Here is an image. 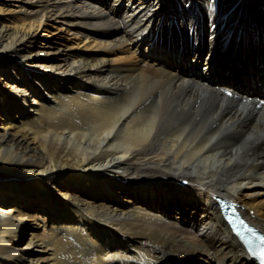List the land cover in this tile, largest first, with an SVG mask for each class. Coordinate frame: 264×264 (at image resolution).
I'll return each instance as SVG.
<instances>
[{
  "label": "bare ground",
  "instance_id": "1",
  "mask_svg": "<svg viewBox=\"0 0 264 264\" xmlns=\"http://www.w3.org/2000/svg\"><path fill=\"white\" fill-rule=\"evenodd\" d=\"M176 4L0 0V264H255L216 196L264 232V95L218 74L264 0Z\"/></svg>",
  "mask_w": 264,
  "mask_h": 264
},
{
  "label": "rangeland",
  "instance_id": "2",
  "mask_svg": "<svg viewBox=\"0 0 264 264\" xmlns=\"http://www.w3.org/2000/svg\"><path fill=\"white\" fill-rule=\"evenodd\" d=\"M174 3V6H179L176 4L177 0H165ZM178 3V2H177ZM186 9V8H185ZM166 11V10H165ZM10 15V13H2L0 14V17H2L3 21H8V18L6 16ZM9 25L10 22H7ZM209 25V23H208ZM55 26H50L48 28L47 32H44L41 34V36H45L44 39H56V42H71L73 40V35L68 33V31L62 30L60 26V30L58 29L59 25L56 27ZM55 27V28H54ZM57 28V29H56ZM261 37L264 36V30L254 32V34L250 35L248 33L246 34H240L238 36V39L241 41L242 44L247 46L246 50H244L243 53L236 54L240 55V57H234L231 61L226 63V66H231L232 69L229 73H219L221 78V82L224 85H229V86H239L240 91L244 92H253V93H263L264 94V49L262 50V56L261 52L257 51L259 49L258 47V41L259 38L257 34H261ZM190 38V37H189ZM250 39L253 41H256L254 45L250 43ZM52 42V41H51ZM190 42V40H189ZM206 45L209 46L207 43ZM174 55H179V52L176 50V48H173ZM191 46H188V53L181 54L180 56H192L193 53L191 51ZM81 51L86 52H93L92 50L87 49L86 47H82ZM177 53V54H176ZM259 59L258 61H255ZM237 60V62H236ZM111 61V58L109 59ZM110 63V62H108ZM119 66V64H118ZM115 67V66H113ZM225 78V79H224ZM212 80V79H211ZM218 81H219V76H218ZM2 175V178L5 177L6 174H0ZM29 181V180H28Z\"/></svg>",
  "mask_w": 264,
  "mask_h": 264
}]
</instances>
